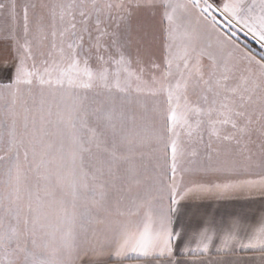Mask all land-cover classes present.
Listing matches in <instances>:
<instances>
[{
    "label": "snow or ice",
    "instance_id": "obj_1",
    "mask_svg": "<svg viewBox=\"0 0 264 264\" xmlns=\"http://www.w3.org/2000/svg\"><path fill=\"white\" fill-rule=\"evenodd\" d=\"M0 264H264V0H0Z\"/></svg>",
    "mask_w": 264,
    "mask_h": 264
},
{
    "label": "trees",
    "instance_id": "obj_2",
    "mask_svg": "<svg viewBox=\"0 0 264 264\" xmlns=\"http://www.w3.org/2000/svg\"><path fill=\"white\" fill-rule=\"evenodd\" d=\"M251 42V41H250ZM255 46V45H254Z\"/></svg>",
    "mask_w": 264,
    "mask_h": 264
},
{
    "label": "crops",
    "instance_id": "obj_3",
    "mask_svg": "<svg viewBox=\"0 0 264 264\" xmlns=\"http://www.w3.org/2000/svg\"><path fill=\"white\" fill-rule=\"evenodd\" d=\"M250 39V38H249Z\"/></svg>",
    "mask_w": 264,
    "mask_h": 264
}]
</instances>
